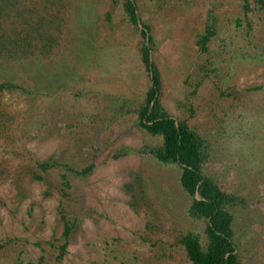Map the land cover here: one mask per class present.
<instances>
[{"label": "rangeland", "instance_id": "rangeland-1", "mask_svg": "<svg viewBox=\"0 0 264 264\" xmlns=\"http://www.w3.org/2000/svg\"><path fill=\"white\" fill-rule=\"evenodd\" d=\"M0 2L11 35L21 16L39 27L33 54L0 57V81L23 86L0 90V264H194L181 237L206 243L205 219L138 121L143 22L161 109L203 139V171L243 198L225 203L239 264H264V3L134 0V23L123 0Z\"/></svg>", "mask_w": 264, "mask_h": 264}, {"label": "trees", "instance_id": "trees-1", "mask_svg": "<svg viewBox=\"0 0 264 264\" xmlns=\"http://www.w3.org/2000/svg\"><path fill=\"white\" fill-rule=\"evenodd\" d=\"M262 4L264 0H259ZM8 2V0H7ZM13 4V1L11 2ZM14 5V4H13ZM245 8L249 7V0H244ZM4 5L0 2V57L27 56L33 54L29 46L34 40L33 32L39 27L32 25L23 17L27 26L11 29L14 33H8L5 20L8 12H4ZM123 8L129 14L131 20L137 23V11L134 0H123ZM149 26L143 22L140 28L142 43L140 45V58L149 72L150 85L148 86L144 100L138 108V121L141 128L151 134H159L161 143L149 148V151L161 162L176 164L180 168L179 183L189 194L190 201L188 213L197 218L205 219L206 243H203L196 232L187 231L181 237L187 257L194 264H239L236 246L233 240L232 221L233 214L225 206L227 202H242L243 198L238 194L228 192L203 171V139L185 122H178L166 110L161 109L159 100L160 75L155 63L150 56V47L147 43V31ZM24 31V32H23ZM213 28L200 36L198 43L204 49L210 39ZM40 33V31H39ZM51 38L50 36H47ZM21 51V55L17 52ZM23 88L21 84L10 81H0V90ZM51 162L42 160L38 165L47 169ZM93 167L88 163L80 168L68 166L76 174H87ZM63 183L69 184L65 174H62ZM63 216L62 234L67 237L71 231V223ZM0 244H2L0 242ZM60 245L57 256L62 257L66 242Z\"/></svg>", "mask_w": 264, "mask_h": 264}]
</instances>
